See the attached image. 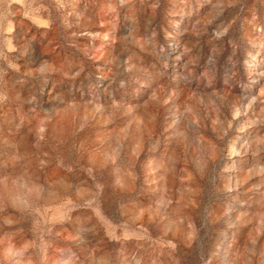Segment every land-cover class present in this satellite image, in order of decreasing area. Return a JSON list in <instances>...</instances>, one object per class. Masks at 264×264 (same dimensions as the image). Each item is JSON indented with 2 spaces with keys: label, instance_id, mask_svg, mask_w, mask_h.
<instances>
[{
  "label": "rangeland",
  "instance_id": "374dc122",
  "mask_svg": "<svg viewBox=\"0 0 264 264\" xmlns=\"http://www.w3.org/2000/svg\"><path fill=\"white\" fill-rule=\"evenodd\" d=\"M0 264H264V0H0Z\"/></svg>",
  "mask_w": 264,
  "mask_h": 264
}]
</instances>
